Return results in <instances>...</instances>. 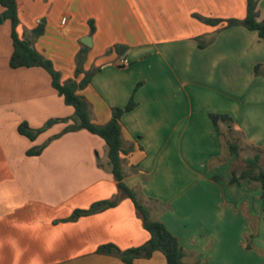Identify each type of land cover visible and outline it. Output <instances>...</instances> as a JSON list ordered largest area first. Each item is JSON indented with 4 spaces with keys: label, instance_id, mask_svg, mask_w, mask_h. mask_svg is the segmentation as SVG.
Instances as JSON below:
<instances>
[{
    "label": "crops",
    "instance_id": "1",
    "mask_svg": "<svg viewBox=\"0 0 264 264\" xmlns=\"http://www.w3.org/2000/svg\"><path fill=\"white\" fill-rule=\"evenodd\" d=\"M15 1L17 35L33 40L61 82L74 79L76 56L87 48L83 70L100 71L78 93L94 123L106 124L133 97L135 108L121 117L124 182L177 238L182 264H264L262 190L247 179L229 183L235 156L225 143L237 141L241 160L264 148V41L242 26L195 18L242 21L246 0ZM256 1L262 21L264 0ZM39 25L44 31L33 39ZM115 45L129 50L119 58ZM12 52L11 25L2 19L0 264H125L97 249L125 251L148 240L129 199L69 220L117 195L105 142L85 130L60 135L69 122L55 120L73 108L42 68H10ZM223 114L233 120L230 139L216 132L227 133L224 123L212 122ZM23 122L44 130L31 141L17 131ZM43 145L39 155L27 154ZM132 264L166 260L154 252Z\"/></svg>",
    "mask_w": 264,
    "mask_h": 264
},
{
    "label": "trees",
    "instance_id": "2",
    "mask_svg": "<svg viewBox=\"0 0 264 264\" xmlns=\"http://www.w3.org/2000/svg\"><path fill=\"white\" fill-rule=\"evenodd\" d=\"M0 6L3 8V12L1 13L2 19L9 21L11 25L13 52L9 59V67L12 69L33 67L42 68L51 77V85L57 94L63 98L65 105L71 106L74 110V113L70 118L55 120V122L61 123L69 122L60 135L68 132L85 130L100 137L105 142L107 147L108 165L110 167L111 174L116 181V197L112 200L93 203L86 210H75L69 220L74 221L79 217L92 215L107 208L114 207L120 200L129 199L132 202L137 215L141 219L144 230L148 233V240L142 246L125 251H121L111 244L102 245L98 247L97 253L114 256L119 258L125 264H132L135 259H148L154 252H160L165 257L166 264H182L184 252L180 247L177 238L165 227L162 222L152 221L150 219L148 209L138 200L136 192L124 182L121 161V155L124 153L122 150L121 117L123 114L130 112L135 108L136 104L133 97L130 98L125 107L112 109L111 119L109 122L104 125L94 123L90 117L89 105L87 101L78 93L81 89L87 87L91 83L93 76L100 71L99 68L88 72L83 70V62L86 58L87 48H81L76 56L74 79L61 82L59 72L54 69L49 60L45 59L35 50L32 44L33 40L21 39L17 35L16 29L19 25V19L16 1L0 0ZM195 18L212 27L217 26L220 23L225 24L223 27L224 29L234 26H242L249 31L257 32L259 38L264 41V20H257L256 0H246V15L242 21H223L218 19L202 18L196 15ZM90 26L92 33L94 31L92 22ZM43 31L42 25L35 28L31 32L33 39L42 35ZM212 41L213 37L206 44L198 40L199 47L204 48ZM113 50L117 53L119 58H122L129 48L123 45H115ZM254 73L257 76L262 75L260 65L255 66ZM140 85L141 84L139 83L136 87H139ZM212 118H217V120L224 123L227 127L226 134H223L220 132L219 128H216L218 136L224 137V135H226L229 139L232 138V135L234 134L232 118L227 114L213 115ZM43 130V128L32 129L25 122L19 124L17 128L20 135L31 141H34L43 132ZM225 143L229 154L235 156L232 163L231 179L229 183L231 185H239L241 181L247 179L249 183L259 185L262 190L261 199L264 212V157H262L264 148L263 150L252 148L255 153L251 157L241 160L237 141L228 140ZM44 146L45 145L32 148L27 152V154L30 156L39 155Z\"/></svg>",
    "mask_w": 264,
    "mask_h": 264
},
{
    "label": "built area",
    "instance_id": "3",
    "mask_svg": "<svg viewBox=\"0 0 264 264\" xmlns=\"http://www.w3.org/2000/svg\"><path fill=\"white\" fill-rule=\"evenodd\" d=\"M62 22H65V18L64 19H62ZM126 64V62H125V60H120L119 62H118V66L119 67H122V66H124Z\"/></svg>",
    "mask_w": 264,
    "mask_h": 264
},
{
    "label": "water",
    "instance_id": "4",
    "mask_svg": "<svg viewBox=\"0 0 264 264\" xmlns=\"http://www.w3.org/2000/svg\"><path fill=\"white\" fill-rule=\"evenodd\" d=\"M1 22H2V18H1V16H0V24H1ZM212 122H213V125L214 126H216L217 124H216V122H217V118H213L212 119ZM52 122H50V124H51Z\"/></svg>",
    "mask_w": 264,
    "mask_h": 264
},
{
    "label": "rangeland",
    "instance_id": "5",
    "mask_svg": "<svg viewBox=\"0 0 264 264\" xmlns=\"http://www.w3.org/2000/svg\"><path fill=\"white\" fill-rule=\"evenodd\" d=\"M47 125H50V124H47ZM245 154H243V156H244Z\"/></svg>",
    "mask_w": 264,
    "mask_h": 264
}]
</instances>
